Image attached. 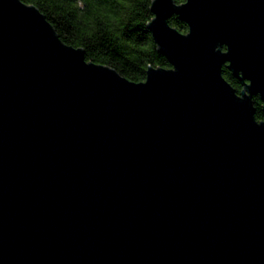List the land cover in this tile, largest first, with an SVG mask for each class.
Returning a JSON list of instances; mask_svg holds the SVG:
<instances>
[{
    "label": "water",
    "instance_id": "95a60500",
    "mask_svg": "<svg viewBox=\"0 0 264 264\" xmlns=\"http://www.w3.org/2000/svg\"><path fill=\"white\" fill-rule=\"evenodd\" d=\"M150 11L134 82L0 0V264H264V0Z\"/></svg>",
    "mask_w": 264,
    "mask_h": 264
},
{
    "label": "trees",
    "instance_id": "16d2710c",
    "mask_svg": "<svg viewBox=\"0 0 264 264\" xmlns=\"http://www.w3.org/2000/svg\"><path fill=\"white\" fill-rule=\"evenodd\" d=\"M35 5L67 44L82 47L86 60L106 64L130 81L145 79L149 66L168 68L148 28L151 0H22ZM181 3L184 0H174ZM168 22L180 32L187 25L172 15ZM222 49H225L222 46ZM223 77L239 92L242 88L222 65ZM254 117L263 120L262 102L252 97Z\"/></svg>",
    "mask_w": 264,
    "mask_h": 264
}]
</instances>
